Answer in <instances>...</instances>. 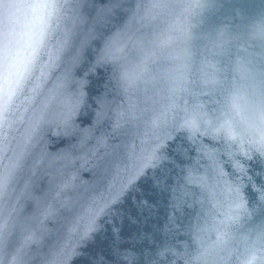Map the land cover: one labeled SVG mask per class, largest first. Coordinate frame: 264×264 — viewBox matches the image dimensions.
I'll use <instances>...</instances> for the list:
<instances>
[{
	"label": "water",
	"instance_id": "water-1",
	"mask_svg": "<svg viewBox=\"0 0 264 264\" xmlns=\"http://www.w3.org/2000/svg\"><path fill=\"white\" fill-rule=\"evenodd\" d=\"M66 2L70 7L61 27L68 29L74 53H81L80 63L49 106L40 144L26 157L8 194L0 196V223L15 209L7 229L0 228V264H11L33 233L38 243L23 248L22 264H48L60 249L69 252L67 264H196V240L216 238L215 232L202 230L220 225L227 213L239 218L227 222L226 243L214 264H248L245 249L264 229V156L237 152L238 145L223 131L209 140L212 136L204 135L209 126L198 113H206L213 124L242 122L264 100V39L253 38L256 26L264 23V0H79L78 9L77 0ZM117 34H122L120 50L109 55ZM65 66L66 61L49 75L45 94L62 78ZM142 66L149 69L148 76L129 86L126 77ZM181 73L185 90L173 95ZM233 95L242 98L238 109L229 103ZM102 101L107 114L103 125H96ZM120 111L127 114L126 123L113 133ZM161 113L169 123L158 130L164 147L155 167L128 184L129 156L151 150L157 142L144 134ZM192 119L199 127L195 146L214 148L215 162L194 150L192 129L177 131ZM88 130L92 135L85 142ZM102 133L104 145L97 142ZM2 148L0 144V165L6 163ZM42 150L49 158L66 159L50 167L40 162ZM228 151L235 155L229 157ZM68 175L75 176L73 187L56 197L58 184ZM115 180L127 185L120 202L98 218L95 231L84 235L79 218L108 195ZM229 185L241 187L242 208L229 211ZM185 186L191 195H180ZM49 204L53 211L45 217ZM133 234L137 245L148 239L154 247L141 253L132 246ZM257 247L252 264H264V246Z\"/></svg>",
	"mask_w": 264,
	"mask_h": 264
},
{
	"label": "snow or ice",
	"instance_id": "snow-or-ice-1",
	"mask_svg": "<svg viewBox=\"0 0 264 264\" xmlns=\"http://www.w3.org/2000/svg\"><path fill=\"white\" fill-rule=\"evenodd\" d=\"M80 6L79 0L74 3V7L78 9ZM70 5L66 0H33L31 3H19L17 0H0V144L3 145L2 151L5 154L6 163L0 165V196H6L10 190V186L17 178L19 171L23 166L26 157L31 155L32 150L40 144V131L46 122V115L51 105L64 89L66 82L72 78L73 69L80 63L81 53L73 51L69 44L68 29L62 28L61 23L66 20ZM153 8L159 7L158 4H153ZM105 12L111 9H105ZM24 13L25 20L20 21L21 13ZM39 19V23H33L35 19ZM83 22V21H81ZM63 30V38H60V33ZM122 34H117V38L113 39L111 45L107 49L109 55L113 50L119 51L117 47ZM83 48V45L81 46ZM98 60L97 63H101ZM66 61V66L62 78L57 81L54 88L47 89L46 81L50 74L54 75V70ZM149 69L142 66L137 72L126 77L129 86H135L138 80H143L148 76ZM185 74L181 73L175 78V86L172 89L173 95L185 90ZM212 83H216L215 78H212ZM81 85L85 83L80 82ZM83 95V93H81ZM242 98L238 95H233L229 103L233 109L239 108V101ZM248 103V101H245ZM79 99L75 101L74 106H78ZM172 107H176L173 102ZM72 106L69 107L71 111ZM106 104L101 102L100 110L96 113V125H103L106 117ZM206 113H198L200 119L205 120L208 124V129H205V136H212L211 141L217 137L213 133H226L232 144L238 145L237 152L243 153L245 156H250L251 153H256L259 156H264V100L259 101L258 110L250 119H245L242 122L225 120L219 124H213L211 120L206 119ZM127 114L120 111L116 114L115 121L112 124L113 133H117L126 123ZM123 122V123H122ZM166 113H161L154 117L145 131V136H154L156 143L151 150L143 151L137 155L132 153L129 156L131 161L132 176L128 179V184H131L134 179H138L145 174V171L154 168V160L157 159V153L164 147L161 137L158 135V130L168 126ZM185 128L192 129L193 145H196L195 136L199 132V127L196 119L186 120L179 125L177 131ZM22 129V131H21ZM17 134L20 139L17 140ZM92 135V131L85 132V142ZM168 138H171L170 135ZM97 142L101 145L106 144L105 134H101L97 138ZM11 144H16L15 148L10 147ZM231 147V145H229ZM195 151L204 154L213 162L216 161L218 153L214 148L209 149L206 145L201 144L195 146ZM229 157L235 155L234 152L228 151ZM66 159L64 156H53L49 158L46 151H41L40 162H47L50 167L55 166L58 162ZM236 168L243 170L239 162H236ZM220 175L223 171L220 170ZM75 176H64L62 182L58 184L56 197L64 190L73 187ZM127 185L121 184L119 180H115L106 197L100 201H94L88 207L84 215L79 218L78 227L83 226L84 235L96 230L98 218L105 215L107 211L120 202ZM203 186V185H201ZM27 187V186H26ZM229 190L233 195L232 206L229 211L243 207V199L241 196L240 186L229 185ZM192 193L185 186L180 193L181 196H188ZM264 199V193L261 194ZM12 210L7 212L3 217L0 228L7 229L8 220ZM52 206L49 204L44 211L45 217L52 214ZM238 215L226 214L225 221L220 225H213L210 231L215 232L216 238L211 239L210 243H205L203 240H196L197 247L192 259L196 264H214L219 256V252L223 249L227 236L228 221H237ZM201 231V232H202ZM156 232H153V239L157 241ZM139 232L135 233L138 235ZM200 232L196 235L199 236ZM135 235L130 239L132 246L139 248L141 253L144 248H153L148 239H144L142 243H135ZM31 243H38L35 234L29 235L25 244L21 249L17 250L16 255L12 257L11 264H22L23 248ZM264 246V229L260 231L256 241L246 247L248 253V264L257 260V252L260 250L257 245ZM69 252L66 249H60L53 252L52 259L48 264H67Z\"/></svg>",
	"mask_w": 264,
	"mask_h": 264
},
{
	"label": "clouds",
	"instance_id": "clouds-1",
	"mask_svg": "<svg viewBox=\"0 0 264 264\" xmlns=\"http://www.w3.org/2000/svg\"><path fill=\"white\" fill-rule=\"evenodd\" d=\"M253 38L264 39V23H260L256 26L253 32Z\"/></svg>",
	"mask_w": 264,
	"mask_h": 264
}]
</instances>
